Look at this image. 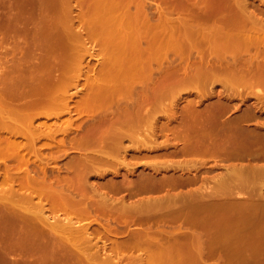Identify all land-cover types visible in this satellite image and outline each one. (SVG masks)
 <instances>
[{
    "label": "rangeland",
    "instance_id": "1",
    "mask_svg": "<svg viewBox=\"0 0 264 264\" xmlns=\"http://www.w3.org/2000/svg\"><path fill=\"white\" fill-rule=\"evenodd\" d=\"M137 1L138 0H128L126 3L130 7V9L127 13H125L121 8L112 9V6L116 2V0H0L1 55H5V53H2L7 51L11 53L13 51V49L11 50L12 45H14L15 43L18 45L17 47H15L16 45H14V49L16 48V50L20 49L18 48L20 45L21 51L18 50L17 54H15L16 52H12L14 53V55L11 53L10 56L8 55L7 57V55H5V57H7V59L9 60L12 58V55L15 56V58L17 57V55L20 56V54L26 55L25 58L28 57L27 60H23L24 55H22V58H13L16 62L22 63L20 64L21 66L19 65L20 67H23L24 65V68L28 67V73H25L26 75L28 74L27 78H30L37 82H42L50 76L51 78L55 79L60 75V72L58 70H54V72L50 70V72L48 71L49 69L37 70L33 69L32 67L29 70L30 65H37L40 62V52L41 54L43 52L44 59L48 57L52 61L53 59L55 61L56 57L59 58V56L63 55L65 51L67 53L71 50L80 52V54H82L81 57L84 60H82L83 63L88 65V68L86 69L89 72L91 78H95L97 76L98 68L104 60L108 61V64L112 65L115 70H119L122 67L132 68L135 67V65H139L141 63H144L145 61L150 60L155 68L160 67L158 69H155V72L153 73L155 75L154 77L159 79V77L161 78L163 74L164 76L166 74H171V72L165 73L168 69L167 66L168 64L170 65V63L177 67V65L182 62L184 65L187 64L186 60L189 59V57L190 59H194L193 62L197 59L199 60V58L201 57L200 55L198 56L199 51L197 50L203 48L201 42L204 41L203 44L205 48L209 46L210 49L207 47L208 49L206 48V51L205 48H203L200 52L204 50L207 54L209 53L208 56L211 53L209 58L211 57L210 59L213 63V69L221 70V67L223 70L226 69V65H228L226 70H228V67L230 68L228 70L230 72L226 74V77H224L226 78V80H223V78H221L220 76L219 78L218 75L216 76L217 73L214 72L213 75H215L217 78L212 75V79L213 81L216 80L214 81L215 83H212L211 81L212 84L207 83L205 86L200 87V89H204V91L206 92H204L203 90H201V92H198L195 90V88H192V90H187V92L185 91L184 93H182L180 95V98L176 100L178 102L175 101L176 104L175 102H172V99L169 96H166V98L164 97L163 103H165L164 107L166 106V108L164 109V111L167 112H165L167 114L166 116L163 115L165 113H162L160 111L162 109H157L158 112L160 111V113H157L158 117L154 114L150 115V117L149 113L147 112H150V114H152L156 113L157 110L152 109L154 107H151L150 104H146L145 106H143L142 110L145 113L143 111L142 112L144 113V115L148 114V118L147 116H145V118H147L148 120V123L139 125V130H137L136 132L139 135L137 139L131 136L133 132H130L129 128L127 127L129 131L125 130V133L121 138V146L122 148L124 147L123 149H126V151L118 156L120 160L127 163V166L118 165L116 162L113 163V165L110 164L108 165V171L105 175L114 176L117 173L118 180L121 181V183L122 178H124L125 184L120 190L114 192L115 196L118 198H123V201L126 204L136 206L140 209L136 214L137 216L135 215V217L137 218H135L133 221H130L123 225L121 224V226L117 224V227H120V230L119 228H117L119 232L117 231L116 235L108 234L106 231L98 227L101 232L95 234L89 239L88 242H85L83 244L84 247L82 248V250L89 257L88 260H84V264H159L158 259L160 257L165 256L167 259H173L180 256L178 253L183 252H187L188 254H190V256H194L195 253L198 255H205L206 253H208L209 258H211V260L209 261L210 264H264V241H259L257 239L258 236H256L259 234L264 235V227H256L251 225L252 217L250 211H248L249 204H242V202H249L250 198L249 187L251 181L249 178V172L251 170V166L254 165V155L258 152V150L263 148V145L259 144L264 142V86L259 83H253V81L251 83H239L238 81V83H234V80L233 82L232 80H230V76H232V74L234 73L233 71L235 69L237 71V67H241V65H245L242 70H247L244 71L247 74L254 71L261 74L264 71V69L262 68V65L264 64V60H262L264 54L262 53L263 56L261 55L255 57L257 53L261 52V50H259L260 48L257 50L254 46L251 45H240V43H238V40H236L235 38L233 39V36H230L231 38L229 39L223 38L224 40L220 36L217 37L218 34H216L217 31L215 30L216 27H214V25L218 20L215 21V23L211 22L217 19L218 16V18L221 17V19H223V16L226 17V14H228L229 17L231 16V18L227 16L225 22L228 21V18L232 20L233 15L231 12V14L228 11H225L226 14H224L223 11L220 12L219 15L216 18L212 19L209 23L214 25H209L205 28H203L204 26L200 28L202 25L199 24V22L201 21L200 23L206 24L203 23V20L208 23L209 20L207 18L204 17L203 20H198L199 22H197V24H199L200 27L195 22L194 24L189 19L191 21L190 23H193L192 25L195 26L193 27L192 25H190L194 28L192 32L195 33L194 35H198L197 37L193 38L190 36L188 29L185 31L184 28L177 30L174 27V29H172L171 27L167 26H159L154 29L146 27L141 28L138 24H135L133 20V17H135L136 4L139 2ZM160 1L157 2L156 0L154 2V0H147V2L145 1V4L143 5L145 6L143 12H145V14L149 13L147 14V16L150 15L149 19H153V21L155 22V19L158 17V20L160 16H157L159 15L158 10V14L156 12L158 6H154L156 3L161 4L162 2ZM245 1L244 2L246 4L244 2L241 4H245L243 6H246L247 15L250 16L251 14L252 17L255 16L253 17L255 18L254 21L252 17V19L250 18L255 23L257 22V19L259 21L258 23H256L257 26L254 25L257 28L252 26V21L248 22V24H246L245 26L246 29L245 27L242 28L244 31L241 30V33H247V35L248 33L249 35L251 33H257L259 36V33H264V0ZM66 2L68 3V5L71 4V9L70 6L65 5ZM170 4L173 6L172 2H170L168 6L171 7ZM212 4L213 3L209 5ZM68 7L70 9L69 11L67 10ZM145 10H147L148 12ZM169 12L166 13V15L169 14ZM177 13L178 12H173V14L170 13L167 18L169 17L172 20L173 18L175 20H179L187 16V14L180 15L179 13ZM220 14L224 15L221 16ZM189 17L190 15H188L187 18ZM187 22L189 23V21ZM217 25L219 24H216V26ZM193 28H191V30ZM226 28L222 29V32H226L225 34H236L234 33L236 32V30H232L230 29V27H228L229 29ZM198 31L199 34L197 33ZM252 31H254V33ZM92 32L98 33L97 36L91 37L90 33ZM71 33L73 35V38L69 36V34ZM75 33H77L79 37L77 34L76 36ZM154 34H156L155 37L152 36ZM199 37H201V39ZM262 37H264V34ZM197 39H203V41ZM28 40H30V42H27ZM196 41L197 43L198 41H200V45L197 44ZM207 41L209 44H207ZM194 45H196L197 48L198 45L200 47L196 50L197 52L192 49V52H194L192 55H188L189 57H187L185 63L184 57H186L187 54H176L173 50V48L177 46H187L193 48ZM243 46L249 47V50L247 49L246 51H243L241 48H243L244 50L247 48ZM69 47L72 48L70 49ZM263 47L264 45H262V48ZM24 48L29 51L25 50ZM49 48L55 49L54 52L48 53V51L50 50ZM67 48L69 49V51H67ZM88 48H93V50L88 52ZM146 48L162 50L158 52L157 50H155L142 53L141 49ZM235 49L240 52L235 51ZM241 50L243 51L242 53ZM207 54H205V58ZM181 55L183 56V61L180 58ZM162 57L167 59L163 58V60H161ZM258 57H260L261 59ZM205 58L202 61L203 63ZM254 58L258 59L260 63H258L257 61V64L255 62L256 59L254 60ZM198 60L197 62L192 63V65H195L197 63L199 64L201 62V59L200 61ZM208 61L210 60H207L205 63L212 64L211 61ZM235 62L237 64L240 63V65L234 64ZM188 63L191 64V60ZM231 63L234 65H232ZM251 63L254 64L253 66H255V64L259 65L258 68H256L255 66V69L254 67H252V65L250 66ZM159 64H161V66H159ZM210 64H208L209 68L212 67V65ZM260 64L262 65L260 66ZM181 65L177 67L178 69H174V71L172 72V74L174 73V75L175 73H177L176 77L177 75L179 77V75H182L183 73L182 68L180 70L181 73H179L178 71ZM214 65L216 67L219 65V68H214ZM246 65H249L248 69L250 67V70H252L253 68L254 69L252 71H248ZM233 66L235 67V69ZM194 67L192 66L189 68H193L190 71L193 72L195 70L194 73H196L197 70ZM257 69L260 70L258 71ZM199 71H201L202 73L204 72L202 68L201 70L199 69ZM199 71L197 73H199ZM224 72L223 75L226 73ZM21 73L19 75L22 76ZM172 74L166 75L167 78L165 79L168 80L170 77H172L169 80H175L176 77L173 79L174 76ZM254 74L251 73V75L257 77L259 76L257 73ZM227 77L230 78L227 79ZM120 79L128 80L134 83L137 89H134L133 93L134 96L137 97L138 89H140V87H142L143 85V79L137 77V75L134 74H130L128 76L121 75L117 77L107 78V80L112 81ZM169 80L167 81L168 83ZM227 80L231 82H228L230 83V85L228 83L227 85H224L226 83L225 81ZM84 83L85 81L80 80V82L76 86L69 87L68 91L72 93L74 91L77 92V90L79 89L82 90V88L84 89L85 86ZM234 86H239V91L236 92L237 88L236 90H232V87ZM209 87L210 90H207L209 89ZM132 96L130 97L131 100L127 98L125 100H127V102L129 100L132 102L133 98L134 100H136L135 97ZM131 102L129 103V110L131 109V105L133 103ZM171 102L174 104V106L171 105ZM220 102L223 104V106H226V109L225 107L223 108L219 104H217ZM215 104L219 105L221 109L217 108V105L215 106L217 109H213L215 108ZM154 110L156 112H154ZM221 110H223V112ZM220 111L221 113L219 114L218 112ZM190 113L191 115H188ZM155 116L157 119L155 118ZM232 119H236L237 123L233 125H231L230 123L227 124L228 121H231ZM41 120H43L42 117L40 119L38 118L37 122ZM52 120L53 118H51V120L48 119L47 121L50 122ZM151 120L153 125L150 123ZM212 121H216V123L218 122V124L214 122L209 123ZM191 122H194V124ZM84 124L85 123H83V125L81 124L82 126L80 125L81 130L82 128L87 126L86 124ZM80 129H76L77 131L74 130L75 132L72 131V134L74 135V133L76 132L77 134H79L81 131ZM207 129H211L209 132L210 135H208L209 133H207ZM126 131L130 132V135H128ZM237 135L238 137H236ZM57 136L60 137L61 134H57ZM239 136L241 137V139L239 138ZM200 138L204 139L203 142L200 141ZM237 138L239 139L236 143L237 145H240V148H238L242 150H239L238 152L236 151V153L234 151H231L232 153H229L227 151L230 148L228 150L226 149V151L225 149L223 150V146H220L224 145V147H231L230 145L234 144ZM17 139L19 140V137H17ZM20 139L21 141H24V138L21 137ZM41 139L37 141L38 146L41 145L39 142L43 141L45 138ZM230 139H233L234 141ZM47 141L48 142L45 145L49 144V140ZM216 144L219 145L222 149L218 151L220 148L218 146V150L214 151V149H212L211 147L212 151H209L210 145H215L214 147H217ZM53 146L55 147V145H50V147ZM41 147L43 148H41V154L43 152L42 156H48L47 154H49V150H52L49 145L47 147L44 145ZM232 147L237 146L233 145ZM204 148L205 150H203ZM61 154L62 153H60V155ZM64 154L65 153H63V155ZM63 155L60 156V160L56 161L59 167H62V164L65 162L64 160H66V154L64 155L65 157H63ZM32 156L31 162L32 159H34ZM46 156L43 157L44 160L42 158L43 161H46V159L48 158ZM50 161L51 160H49L48 163ZM33 163H29V170H33L37 174L36 171L40 169L38 168L39 163L38 161H36V164H38V166ZM55 163L51 162L50 164L54 165ZM13 164L14 163H12V165ZM50 164L47 168L48 175L51 174L50 172L52 171V169H55L54 167L52 168V165ZM2 165H4L3 162ZM2 165L0 162V179L5 175V169ZM14 166L15 165H13L12 167ZM262 166H264V164H262ZM128 167L130 168V170ZM1 168H3L4 170H1ZM235 168L237 171H234ZM114 169L116 170V173L112 171ZM33 171L31 173H33ZM13 172H16L15 168ZM18 173H15V175H22H20L21 172L19 174ZM91 176L92 179H94V174H92ZM141 182H145V184L142 183L144 185L140 188L139 185H141ZM259 188L260 192L264 193V179L260 182ZM192 192L202 193V200L204 202L212 201L211 199L212 197H214L212 193L218 192L217 196L219 200L222 201V206L219 205L220 207L218 206V209L214 208L215 211L211 208H205V211L202 210V223L200 224L199 222L197 224L194 220V223H196L197 225H192L194 223L190 221V218L193 217H190V214H187L188 210L186 212V210L183 209V207H185L184 204L187 201H193V197L191 196ZM35 200L37 199L35 198ZM25 204L22 205L19 203V205H15L14 203H12L10 206L8 205L5 206L2 210L0 209V228H2V230L0 231H2L1 234L3 233V231L4 233L6 231L5 236L6 238L8 237L7 239L0 240H3L2 242L5 241L4 244L1 242L4 248L7 245L9 246L6 247L8 249L5 250V252L4 248H0L1 252L3 251L2 253L0 252V264H34L33 261L37 260V257L39 258L40 253L36 256V253L38 251L36 252L35 250H30V245L28 246L26 244L29 242L30 238H35L34 236L37 235V233L31 232L30 230L28 231L27 227L29 226L30 222L23 223L25 225L23 226V230L22 228L17 227V224L21 223L19 221V214H25L28 216L33 211L32 205L30 206L28 204ZM2 206L3 205H1V208ZM236 206L237 208H241L243 214L244 211L248 212L245 213L246 217L242 216V212L239 215L236 214V217H238L239 219L241 218V216L243 217L239 221H236L234 217L235 213L233 208ZM179 208L183 209V219L180 216L176 215L178 211L175 212V215L173 214V210L176 211ZM141 209L143 210L141 211ZM216 209L217 211H220V213H217ZM189 210L191 211V209ZM12 211L15 212L16 215L18 214L16 216L18 219L15 220L16 222L9 219V213H11ZM4 212H8V214L6 215L8 218H5L6 213ZM185 212L189 217L188 219H190V222L188 220H186V222L188 221L189 223L185 222ZM57 213L59 215L61 214V212ZM171 213L175 217L177 216L179 218H172L173 216L171 215ZM15 214L13 213V215ZM2 215L4 217H2ZM147 216H151L149 217V220ZM145 217H147V219H145ZM87 221L90 220L88 219L84 222L86 223ZM84 222L82 221V223ZM109 224L111 226H116V222L114 221L110 222ZM96 226L98 225L95 223L94 227ZM91 231H93L92 228ZM136 231L142 232L143 235L145 231H147L148 233L146 234V236H141L137 239V241H135L134 235L130 233H135ZM183 234H185V236H183ZM192 235H202L204 236V238L205 236H219L218 238H220L221 241L198 243L179 242L181 240H189L187 237ZM22 239L29 240L26 241V243H23L24 241ZM14 241H16L17 243L20 242L23 245L20 243L16 244L14 243ZM12 243L15 244L13 247L10 246V244L12 245ZM25 244L28 247H26ZM18 245L23 246L24 250L21 246ZM155 246H161V249L155 250ZM11 247L13 248V250ZM17 247H20V253ZM177 248L179 249V251ZM25 249H27L26 252ZM168 250L169 253L166 252ZM22 251L23 253L25 252V254H23ZM28 251H30V253ZM31 251L32 253L34 251L35 254H32ZM36 264H38V262H36Z\"/></svg>",
    "mask_w": 264,
    "mask_h": 264
},
{
    "label": "bare ground",
    "instance_id": "2",
    "mask_svg": "<svg viewBox=\"0 0 264 264\" xmlns=\"http://www.w3.org/2000/svg\"><path fill=\"white\" fill-rule=\"evenodd\" d=\"M127 1L128 0H116V2L112 6V9L121 8L123 9L122 11L127 13L130 9V7L126 3ZM138 1H137L138 3L136 4L135 17H133L135 24H138L141 28L146 27L153 29L159 26H163V27L167 26V27H171L172 29L175 28L176 30L184 28L185 31L188 29L190 36L193 38L198 36L197 34L194 35L195 33L192 32L194 30L193 27H195L192 25L194 22L197 24V22H199L200 19L203 20L204 17L207 18L209 20V21L206 20L208 21V23L205 22L204 20L203 23H206L208 25L200 23L201 21L199 22V24L202 25L201 27L199 26V24H197L200 28H202L203 26H204L203 28H205L208 27L209 25L210 26L214 25L209 23L211 22L212 19L216 18L220 12L223 11L224 14H226L225 11H228L229 13L231 12L233 15L232 20L229 19L231 18V16L229 17L228 14H226V17L227 16L229 17L227 20L230 22L228 21L225 22L226 17L223 16L224 14L223 15L220 14L221 16H223V19H221V17L218 18L219 17L218 16L217 19L213 20L214 22L213 21L211 22V23H215V21L218 20L217 21L218 23L216 22L214 25V27L218 28V29L215 28V30L217 31L216 34H218L217 37L220 36L222 37V39L223 38L229 39L231 38L230 36H233V39L235 38L236 40H238V43H240V45H245V44L247 46L251 45L254 46L255 49L257 50L260 48L259 50H261V52L257 53L255 57L261 55L263 56L264 54V47L262 48V45H264L263 44L264 37H262L264 33L263 34L259 33V36L257 33H254V31H252L254 33V34L251 33L252 35L251 34L249 35V33L248 35L247 33L245 34L243 32L241 33V30L244 31L242 28H244L246 24L252 21L251 19L255 17V16L252 17L251 14L250 16L247 15L246 6H243L246 4L245 0H244L245 2L243 0H161V1L159 0L160 2H162L161 4L153 3L155 4L154 7L158 6L156 12L158 10L159 15L157 16H160L158 20H157L158 17L156 16L157 17L155 19L156 22L153 21V19L151 20L149 19L150 15L147 16V14L149 13L145 14V12H143L145 8V6L143 5L145 4L144 3L145 1L147 2V0L145 1L138 0ZM155 1L156 0H154V2ZM159 1L157 0V2ZM170 2H172L173 4V6L170 4L171 7L168 6ZM243 2L245 4H241ZM211 3L213 4L209 5ZM65 5L70 6V9L72 8L71 4L68 5L67 2ZM70 9L68 7L67 10L69 11ZM167 9L171 12H169ZM168 12L169 14L170 13L173 14V12L175 13L178 12L180 15L187 14V16L181 19L178 18L179 20H175L174 18L172 20L169 17L167 18L169 14L166 15V13ZM188 15H190L189 18H187ZM189 19L193 22L192 24L190 23L191 21ZM254 19L255 18H253V21ZM186 20L189 21L190 24ZM253 21H252V26L256 25V23H258L259 20L257 19L256 23ZM216 24L219 25L216 26ZM190 25H192L193 27ZM226 26L227 28L230 27V29L236 30V32H234L236 34L228 35L229 33L225 34L226 32H222L223 31L222 29L226 28ZM191 28L193 29L191 30ZM197 33L199 34V31ZM76 34L77 33H75V35ZM97 34L98 33L92 32L90 33V36L95 37L97 36ZM69 36L73 38L72 33L69 34ZM152 36L155 37L156 34ZM199 38L201 39V37ZM200 41H203V39ZM200 41H198V43L196 41V43L199 44ZM27 42H30V40H28ZM203 42H201V44L203 45V48H205ZM207 44H209L208 41ZM14 45H16L15 47L18 46L16 43ZM14 45H12L11 50L13 49L12 52L14 53L16 52L15 54H17L18 53L17 51L20 50L21 47L19 45L18 48L20 49L16 50V48L14 49ZM196 45H194V47L192 46L193 48L187 46L185 47L177 46L173 48V50L176 54H187V56L184 57L185 58L184 63H185L187 57L193 54L194 51L192 52V49L196 51L200 47L199 46L200 44L198 45V48ZM247 46H243V47H247ZM207 47L209 48V46ZM248 48L249 47H247L245 50L243 48L241 49L243 51H246ZM24 49L27 50L26 48ZM201 49L197 50L199 51L198 56L200 55L201 57L199 58V60L196 58L198 61H200L201 59V62L199 64L197 63L195 65L194 64L192 65V63L197 62V60L193 62L194 59H190L189 57V59L186 60L187 64L184 65L182 62L177 65L178 67L179 65L183 64L179 67L178 70L179 73H181L180 70L182 68V72H183L182 75H179V77L178 75L176 77L177 73H175V75L174 73L172 74L174 69L176 70L178 68L174 66L172 63H170V65L168 64L167 66L168 69L166 70L165 73L171 72V74L174 76L173 79L176 77L175 80H169L172 78L169 76L170 77L168 79L169 83L167 82L168 80L165 78H167L166 75H171V74H166L165 76L163 74V76L161 78L159 77V79L154 77L155 75L153 73L155 72V69H158L160 67L155 68L150 60L145 61L144 63H141L139 65H135V67L132 68L122 67L119 70H115L112 67V65L108 64V61L104 60L100 65V67L98 68L97 76L95 78H91L89 72L86 69L88 68V65L83 63L84 60L81 57L82 54L74 50L69 51V49L67 50L69 51L68 53L65 51L66 53V54L64 53L65 55L63 54L59 56V58L56 57L55 61L54 59L53 61L50 60V58L48 57L44 59L43 52L42 54L40 52L41 57L43 56L42 59L40 57V62L37 65H33V66L30 65L29 70L31 69V67L37 70L49 69L48 71L51 70L53 72L54 70L55 71L58 70L60 72V75L59 77L57 76V78L55 79L51 78L50 76L49 78L43 80L42 82L40 81L37 82L30 78H27L28 74L26 75L25 73L28 71V67L24 68L25 65L23 67H20L21 66L20 64L22 63L15 61L17 57L22 58V55L24 54L22 55L20 54V56L17 55V57L15 58V56H13L14 53L11 52L13 54L12 58L9 57L11 59L8 60L7 57L8 55L10 56L11 53L8 51L7 52L10 54H8L7 52H3L2 54L5 53V55H7V57H5V55H1L0 52V162L1 165L2 162L4 163V165L2 166L5 169L4 171L5 175L2 176V178L0 179V187H1L0 209L2 210L5 206L8 205L10 206L12 203H14L15 205H19V203L24 205L26 203L30 206L31 205L33 206V211L31 212L30 215L27 216L25 214H19V218H20L19 221L21 223H18L17 227L22 228L23 230V226H25L23 223L30 222L29 226L27 225L28 231L30 230L31 232L37 233V235L34 236L35 238L32 239L30 238V240L22 239L24 242L21 240L23 243H26V241L29 240L30 244L29 242L26 244L28 246L30 245L29 247L30 250H35L36 252L38 251L36 253V256L39 255L40 253L39 258L38 257L36 258L38 261L37 260L33 261L34 264H36V262H38V264H84V260H88L89 257L82 250V248L84 247L83 244L85 242H88L89 239L93 237L95 234L100 233L101 231L99 230V228L106 231L108 234L116 235L117 231L119 232L120 230V227H117V224L121 226V224L122 225L126 224L137 218L135 217V215L138 213L140 208L130 204H126L123 201V198H118L115 196L114 192H117L124 186L125 179L122 178V183H121V181L118 180V174L116 173L115 169L112 170L114 173H116L114 176H106L105 174L108 171V165L110 164L113 165V163L116 162L118 165L127 166V163L125 161H122L118 158L120 154L126 151V149H123L124 147L122 148L121 146V138L123 137L125 130H128L129 128L130 132H133L131 136L137 139L139 135L136 132L137 130H139L138 128L139 125L148 123L147 113H149V116L154 114L158 117L157 113H160V111L162 113L166 112L164 111V109L166 108V106L164 107L165 103H163L164 97L166 98V96L167 97L169 96L172 99V102H175L178 98H180V95L182 93H184L185 91L187 92V90L190 91L192 90V88H195V90L198 92H201V90L204 91V89H200V87L205 86L207 83H211V81L212 83L216 81V80L213 81L212 79V75L214 74V72L217 73L216 76L218 75V77L220 76L221 78H223V80H226V78L224 77H226L227 76L226 74L230 72L228 71L230 69L229 67L228 70H226L228 65H226V69L222 70V68L220 67L221 70L219 69L214 70L213 63L210 59L211 57L209 58L211 53L208 56L209 53L208 54L206 53L207 50L206 51L202 50V52H200ZM54 50L55 49H50L48 53L54 52ZM92 50L93 48L87 49L88 52ZM155 50H157L158 52L162 49L146 48V49H141V52L145 53ZM242 50L241 53L243 52ZM235 51H237V49H235ZM205 54H207L209 58L208 59L206 56L207 60H210L212 64L205 63L207 61L206 58L204 57ZM25 56L26 55L23 56V60L24 59L27 60L28 57L25 58ZM164 57H162L161 60H163ZM182 57L183 56L181 55L180 58L182 59ZM204 58L206 61L204 60L203 63L202 61ZM255 59L256 58H254V60ZM190 60H191V64L188 63L190 62ZM262 60H264V56ZM257 61L258 59H256L255 62L257 63ZM258 63L260 62L258 61ZM208 64L212 65V67L210 66L211 68H209ZM234 64L237 63L235 62ZM257 64H255L256 68H258L259 66ZM262 64H260V66ZM237 65H240V63ZM251 65L252 67L255 68V66H253L254 64L251 63L250 66ZM159 66H161V64H159ZM192 66L193 67L196 66L194 67L197 70L196 73H194L195 70L193 72L190 71L193 68L191 69L189 67ZM244 66L245 65H241V67L238 66L237 71L233 66L235 70L233 71L234 73L232 72L233 74L232 76H230L231 77L230 80H232V82L234 80V83H238V82L251 83L253 81V83H259L264 86V74H263L264 71L261 70L263 71L261 74L255 71L251 72L253 74L259 73L258 74L259 76L257 77L254 76L256 74L251 75L250 72L248 74L244 72L247 71V70H242ZM217 67L215 66L214 68ZM248 67L249 65L246 68L248 69ZM201 68L204 71L203 73L199 71V69L201 70ZM250 68L248 69V71L250 70ZM262 68L264 69V64L262 65ZM198 71L199 73H197ZM222 71L223 72L225 71L226 73L224 72L225 74L223 75ZM21 72H23L24 74ZM20 73L22 74V76L19 75ZM130 74L137 75V77L143 79V85L142 87H140V89H138L137 97H135L133 93L134 89H137L134 83L124 79H120L116 81L107 80V78L109 77H117L121 75L128 76ZM230 77H227V79H229ZM80 80L85 81L84 89L83 88L82 90L79 89L77 90V92L74 91L75 93L69 92L68 88L71 86H76L80 82ZM225 82L226 83L224 84L223 82V84L227 85V83L230 81L227 80ZM230 83L228 84L230 85ZM238 87L234 86L232 87V90L233 89L236 90L237 88L236 90L237 92L239 91ZM207 90H210V87ZM131 96L135 97L136 99V100H134V98L132 99V102L134 100L133 103L130 101ZM126 98L130 99L129 101L132 103L130 110H129L130 102L129 101L127 102V100H125ZM172 102L171 105L174 106ZM220 103L217 104H219L223 108L225 107L226 109V106H223V104ZM146 104H150L151 107L153 106L154 108L152 109L155 110L162 109V110H160L159 112L158 110L157 112L154 110V112L156 113L150 114V112H147L146 113L147 115H144L145 112L142 110V107L145 106ZM217 104H215L214 107ZM219 105H217L218 106L217 108L221 109ZM217 108L215 107L213 109H217ZM223 110L221 111L223 112ZM221 111L218 113L220 114ZM166 113L163 115L166 116L167 115ZM188 115H191V113ZM145 116H147V118H145ZM41 117L43 118V120L37 122V119L38 118L40 119ZM51 118H53V120L48 122L47 120L48 119L51 120ZM152 120L151 122L149 121L151 124H152ZM35 121L36 123L39 122L40 123L36 124ZM213 122L214 121L209 123H213ZM83 123H85L87 126L82 128L81 130L80 125L81 124L83 125ZM191 123L194 124V122ZM214 123H216V121ZM229 123L233 125L237 123V120L232 119L231 121H228L227 124ZM216 124H218V122ZM76 129H80L81 131L79 134H77L76 132L73 135L72 131ZM210 130L207 129L208 131L207 133H209ZM130 132H127V134L130 135L129 134ZM57 134H61V136L58 137ZM208 135H210V133ZM17 137H19V140L17 139ZM21 137L24 138L23 139L24 141H21L20 139ZM236 137H238V135ZM41 138H45L44 140L46 141V143L44 140L40 141L39 143L41 145L38 146L37 141ZM239 138L241 139L240 136ZM239 138L235 140L234 144L230 145L231 147L233 145L237 147L231 148L227 146L224 147V145H220V146L221 147L223 146L222 147L223 150L224 149L228 150L230 148L229 149L230 151L226 150L229 153H232L233 151L236 153V151L238 152L239 150H242L239 149L240 145H237L236 143ZM47 140H49V144H48L49 147L50 145H55V147L53 146L54 148L50 147L52 150H49L48 148V150L50 151L49 154H47L48 156L44 155L48 157L47 158L48 161L51 160L49 163L47 159H46L47 162L43 161L44 160L43 158L44 156H42L43 152L41 154V148H42L41 146L43 145L46 147L48 146L45 145L48 142ZM230 140L234 141L233 139ZM214 146L215 145L212 146L210 145L209 151H212L211 147L212 149H214V151L215 150L217 151L218 148L220 147L219 145H217V147ZM221 147L219 148L218 151L222 149ZM203 150H205V148ZM60 153H62L61 155L65 153L66 155L65 154L64 155L67 156L65 157L63 155V157H65L66 160H64L65 162L62 164V167H59V165L56 162L57 160L61 159ZM31 156L35 159V161L34 159H32L31 162ZM9 160H11L12 162ZM33 161L37 166L38 164H36V161H38L39 163L38 168L40 169L36 171L37 174L33 170L30 171L28 167L29 163L32 164ZM51 162L54 163L56 162L55 163L56 165L50 164ZM12 163H14L13 164L15 165L14 167H12L13 166ZM49 164L52 165V168L53 167L55 168L54 170L51 168L52 171L50 172L51 173L50 175H48V171H47ZM3 168H1V170ZM14 168L16 172H13ZM32 171L33 173H31ZM234 171H237L236 168L234 169ZM18 172L19 173L21 172L20 175L21 174L22 175L21 176H18L17 174L15 175V173ZM92 174H94V179H92L91 176ZM142 183L145 184V182H141V185H139L140 188L141 186L143 187L144 185ZM35 198L37 200H35ZM218 204L222 206V202L221 204L220 203ZM218 204L217 206L213 205L214 207L213 208L211 207V209L217 208L219 206ZM242 204H247V203L242 202ZM1 205H3L2 208ZM184 205L185 207H183V209H185L186 212L188 210L187 214H190L189 216L193 217L190 218L191 220L188 219L189 217L185 212L186 214L184 215L185 222L186 220L188 221L190 220L191 222L194 223L195 220L197 224L199 222L201 224L202 212L205 211L204 210L205 208H202L194 200L187 201ZM188 208L191 209V211ZM183 209L179 208L176 211L173 210L174 212L173 214L175 215L176 214L175 212L178 211L176 215L180 216L183 219L182 217L184 214ZM217 209L216 212L220 213V211H217ZM233 209L235 213V215L234 214L233 215L236 221L241 220L243 218L242 216L246 217L245 213L247 211H244L243 214L240 207L237 208L236 206ZM53 210L54 212L56 211L59 213L61 212V214L59 215L57 212L56 214L53 212ZM142 210L143 209H141V211ZM242 210H248V209H242ZM12 212L9 213L10 215L9 219L11 221L14 220V222H16L15 220H18L16 217L18 214L16 215L15 212H13L15 214L13 215ZM241 212L243 215L242 216L240 215L241 218L239 219L238 217H236V214L239 215L241 214ZM7 214L8 212L5 214V218L7 217L6 216ZM173 214L171 213V215L173 216L172 218H179L177 216L175 217ZM3 215L2 217H4ZM151 216H156V215H151ZM151 216H147L148 220L149 217ZM147 217H145V219H147ZM197 218L200 221H198ZM88 219L90 221H87L85 223L84 221ZM82 221L84 223H82ZM112 221L116 222L115 224L116 226L114 225L111 226L109 224ZM188 221L186 223L190 222ZM95 223L98 226L94 227ZM196 223L192 225H195ZM91 228L93 229L94 232L91 231ZM117 228H119V230ZM0 230H2V228H0ZM1 232L2 231H0V239L3 240L7 239L8 237L6 238L5 236L6 231L5 233L3 231L2 234ZM147 233L148 232L145 231L144 235L146 236ZM130 234L134 235L135 240H137L141 236H144L142 232H137V231L135 233H130ZM183 236H185V234H183ZM2 241L0 240V248H4L3 244L5 241L4 242ZM1 242L3 244H1ZM14 243L19 244L20 242L17 243L16 241H14ZM26 244L25 246L28 247ZM14 245L15 244L13 243L12 245L10 244V246L12 247ZM6 247L9 246L7 245ZM6 247L4 248V252L5 250L8 249ZM21 247L23 249V246ZM17 248L19 249L20 247ZM27 249H25V252L27 251ZM20 252L21 250L19 249V253ZM25 252L23 253L22 251L23 254H25ZM28 252L30 253V251ZM33 253L35 254L34 251ZM166 261L169 262V259L166 258Z\"/></svg>",
    "mask_w": 264,
    "mask_h": 264
},
{
    "label": "crops",
    "instance_id": "3",
    "mask_svg": "<svg viewBox=\"0 0 264 264\" xmlns=\"http://www.w3.org/2000/svg\"><path fill=\"white\" fill-rule=\"evenodd\" d=\"M203 138H200V141L203 142ZM202 145V143H201ZM259 145H263L260 150L254 155L253 163L254 165L251 166V170L249 172V178L251 181L250 187H249V202H245L249 204V211L251 214V225L256 227H264V193L260 192L259 184L264 179V142L260 143ZM218 192H213L212 195V201L210 202H204L202 200V193L198 192H192L191 196L193 197V200L197 202L198 205H200L202 208L210 209L213 208V205H216L218 203L221 204L222 201L219 200L217 196ZM219 205V204H218ZM258 236L259 241H264V235H256ZM219 236H202V235H192L187 237L189 240H181L179 242H218L221 241ZM256 239V240H257ZM137 241V240H135ZM155 250H160L161 246H155ZM178 249V248H177ZM179 251V249H178ZM177 251V252H178ZM169 253V250L166 251ZM180 256L169 259V262L166 261V257H160L159 264H210L209 261L211 258H209L208 253L201 254H194V256H190L187 252L178 253ZM183 254V255H182ZM215 258V257H214Z\"/></svg>",
    "mask_w": 264,
    "mask_h": 264
}]
</instances>
